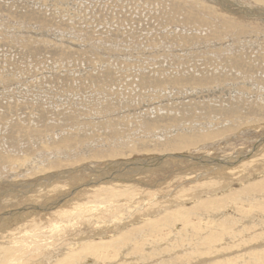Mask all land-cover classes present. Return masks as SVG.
Instances as JSON below:
<instances>
[{
  "label": "rangeland",
  "instance_id": "rangeland-1",
  "mask_svg": "<svg viewBox=\"0 0 264 264\" xmlns=\"http://www.w3.org/2000/svg\"><path fill=\"white\" fill-rule=\"evenodd\" d=\"M261 180L264 0H0V264H264Z\"/></svg>",
  "mask_w": 264,
  "mask_h": 264
},
{
  "label": "bare ground",
  "instance_id": "bare-ground-1",
  "mask_svg": "<svg viewBox=\"0 0 264 264\" xmlns=\"http://www.w3.org/2000/svg\"><path fill=\"white\" fill-rule=\"evenodd\" d=\"M9 1V0H8ZM263 2V1H262ZM192 4V3H191ZM233 4V3H232ZM206 5V4H205ZM208 6V5H207ZM196 7V6H195ZM194 8V7H193ZM195 9V8H194ZM198 8H196L195 10H197ZM206 9H208L209 10V8H206ZM199 10V9H198ZM207 10V12H209ZM206 11V10H205ZM238 15V14H237ZM244 16V15H243ZM187 19V18H186ZM207 21V20H206ZM206 21H205V23H206ZM210 21V20H209ZM257 22V21H256ZM210 23V22H209ZM227 23V22H226ZM207 24V23H206ZM211 24V23H210ZM225 24V23H224ZM228 24V23H227ZM208 25V24H207ZM243 26V25H242ZM253 26V25H252ZM238 27V26H237ZM242 31V30H241ZM261 33V32H260ZM239 34V33H238ZM258 36V35H257ZM191 94V93H190ZM183 99V98H182ZM192 100V99H191ZM217 133V132H216ZM216 133H214L213 132V135L215 136V135H217ZM212 134H210V133H206V134H204V135H200L198 138H190L189 140H188V144H190L191 142V145L193 144V142H194V140L195 139H197V140H201V141H203V140H208L209 139V137H211V136H213ZM208 138V139H207ZM212 138V137H211ZM200 142V141H199ZM217 143V142H216ZM186 146V144L184 143V144H180V146L183 148L184 146ZM179 146V147H180ZM189 146V145H188ZM43 148V147H42ZM44 149V148H43ZM48 149V148H47ZM257 150V149H256ZM257 152V151H256ZM242 155V154H241ZM243 156V155H242ZM238 159V158H237ZM203 160V159H202ZM211 160V159H210ZM227 160V159H226ZM217 161V160H216ZM138 162H140V161H138ZM210 162V161H209ZM208 162V163H209ZM210 163H212V162H210ZM239 163V162H238ZM249 163V162H248ZM251 163V162H250ZM213 164V163H212ZM218 164H220V163H218ZM52 166V165H51ZM219 166V165H218ZM230 168V167H229ZM247 168V167H246ZM122 170V169H121ZM121 170L119 171V172H121ZM118 172V173H119ZM122 172H125L126 173V171H122ZM218 173V172H217ZM221 173H223V172H221ZM220 174V173H219ZM228 175V174H227ZM214 176V175H213ZM234 176H236V175H234ZM203 178V177H202ZM199 179V178H198ZM108 180V179H107ZM111 180V179H110ZM196 181V180H195ZM108 182V181H107ZM118 185H120V184H118ZM117 185V186H118ZM245 185V184H244ZM123 186V185H122ZM200 186V185H199ZM247 187H245L244 188V190L242 191L243 193H248V195H251L252 193L254 194V193H257V189H261V190H263L264 191V180H261V181H257V182H255V183H251L250 182V184H248V185H246ZM128 187V186H127ZM129 189H131L130 187H128ZM193 188V187H192ZM123 191V190H122ZM216 192V191H215ZM229 192H231V191H229ZM212 193V192H211ZM124 194V193H123ZM223 194H225V193H223ZM223 194H221V196L223 195ZM216 195V194H215ZM211 196H213V195H211ZM226 196H228V199H230V198H233V197H236L235 195H234V192L233 193H230V194H226ZM214 197V196H213ZM220 198V197H219ZM224 198V197H223ZM242 198V197H241ZM246 198V197H245ZM260 198V197H259ZM211 199H212V197H211ZM211 199H209L210 201H211ZM226 199V198H225ZM262 199H264V198H262ZM198 200H199V198H198ZM217 200H219L220 201V203H221V201L222 200H220V199H217ZM200 201V200H199ZM215 202H213L214 204L215 203H218L219 204V201H216V200H214ZM208 200H206V202H202V204H201V206L202 207H206L207 205H209L208 203ZM233 202V201H232ZM264 202V201H263ZM198 203H201V202H198ZM261 204L263 205V206H261ZM260 204V202L259 203H257L255 206L256 207H254V208H258L259 209V211L261 210L262 212H263V214H264V208H262V207H264V204L263 203H261ZM211 205H213V204H211ZM217 206V205H216ZM212 207V206H211ZM213 207H215L214 205H213ZM212 207V208H213ZM236 209V208H235ZM261 212V213H262ZM24 223V222H23ZM25 224V223H24ZM186 227V226H185ZM124 234H126V233H124ZM197 239V238H196ZM199 239V238H198ZM250 243V242H249ZM104 244H100V243H98V244H90V245H84L83 247H82V252H87V253H90V254H94L95 253V255L97 256V257H99V258H104V255L103 254H101V252L104 250V248H102V246H103ZM260 252V251H259ZM253 254H255V253H253ZM174 258V257H173ZM175 260V259H174ZM146 261H148V260H146ZM201 262V261H200ZM162 264H164V263H162ZM216 264V263H215Z\"/></svg>",
  "mask_w": 264,
  "mask_h": 264
},
{
  "label": "water",
  "instance_id": "water-1",
  "mask_svg": "<svg viewBox=\"0 0 264 264\" xmlns=\"http://www.w3.org/2000/svg\"><path fill=\"white\" fill-rule=\"evenodd\" d=\"M181 156H175V158H179ZM244 157H247V155H243L241 157L238 158V160H242ZM183 159H191L193 157L190 156H182ZM156 159L158 160L159 158L156 157ZM195 159V158H194ZM229 165H232V163H228ZM85 184H90V182H86Z\"/></svg>",
  "mask_w": 264,
  "mask_h": 264
}]
</instances>
